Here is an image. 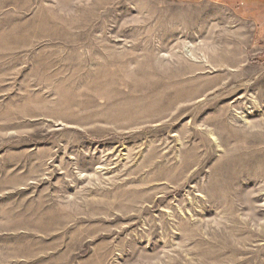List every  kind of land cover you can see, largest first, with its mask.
Wrapping results in <instances>:
<instances>
[{
    "label": "rangeland",
    "instance_id": "374dc122",
    "mask_svg": "<svg viewBox=\"0 0 264 264\" xmlns=\"http://www.w3.org/2000/svg\"><path fill=\"white\" fill-rule=\"evenodd\" d=\"M199 0H0V264H264V42Z\"/></svg>",
    "mask_w": 264,
    "mask_h": 264
},
{
    "label": "crops",
    "instance_id": "0c3cea01",
    "mask_svg": "<svg viewBox=\"0 0 264 264\" xmlns=\"http://www.w3.org/2000/svg\"><path fill=\"white\" fill-rule=\"evenodd\" d=\"M199 2L204 7L226 12L230 19L228 23L236 25L234 34H240L250 27H253L254 34H258L259 28L260 40L264 42V0H199Z\"/></svg>",
    "mask_w": 264,
    "mask_h": 264
}]
</instances>
